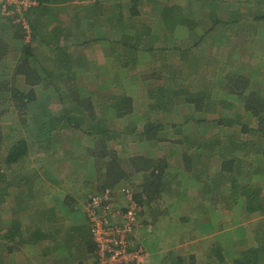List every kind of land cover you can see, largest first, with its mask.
<instances>
[{
  "label": "trees",
  "instance_id": "16d2710c",
  "mask_svg": "<svg viewBox=\"0 0 264 264\" xmlns=\"http://www.w3.org/2000/svg\"><path fill=\"white\" fill-rule=\"evenodd\" d=\"M55 1L37 0V6L25 13L30 27L29 40L19 23L1 13L0 5V98L9 104H0V121L4 120L2 115L5 112L12 111L15 114L12 118L14 121L7 125L14 130V136L6 139L0 133V239L3 241L0 243L3 249L0 263L24 264L17 258L16 252L33 247L40 252L41 264H51L55 262L53 248L56 251L59 244L62 246L58 253L61 258L59 262L62 264L71 254L73 259L76 257L77 254L73 255V252L79 249L80 244L81 256L95 255L89 227L87 236L76 223L78 219L72 212L78 198L63 199L45 205L44 208L33 204L37 193L31 182L38 171L28 170L27 167L30 156L34 155L32 146L37 151H42L45 156L60 150L66 156L67 151L62 145L59 146L56 138L64 133L72 135L78 130L93 144L87 145L80 156L86 158L87 163L94 161L98 164L96 168L99 180L95 190L87 195L105 188L128 187L142 210H148L155 219L161 213L168 214L166 208H158L161 207V202H157L163 198L170 178L177 179L176 174L179 171L183 170L191 175L201 187L202 182L209 187L213 180L218 179L213 185L219 188L227 184V209L228 213H232L229 214L228 221H233V228L236 227L239 231H221L220 227L215 226L217 231L211 235V245L203 262L200 263L192 254L187 264H264V227L255 232L242 222L246 213L264 210V86L259 87V84H255L239 70L226 72L218 82L225 91L220 94L241 100V106L238 107L240 117L234 119L229 114H221L215 118L204 119L203 116L214 112L216 107L207 91L194 92L190 90V85L182 83L188 78L193 79L190 75L185 74L171 80L165 79L161 71L156 70L131 79L129 68L134 66L137 59L136 50H143L138 47L148 48L152 51L151 55L156 49L151 43L149 47H145L147 41L144 39L146 42H143L141 39L153 38L150 27L143 33L136 29L135 34L130 37L124 35L120 43L125 46L126 57H116V62L110 66V71L113 66L115 71L108 78L99 81L100 70L92 69L91 60L82 54L88 38L72 39L70 29L60 28L58 22L54 27L34 22L35 15L44 13L46 6ZM131 1L133 10L145 0ZM198 1L200 8L197 10L174 2L170 4L169 0L162 4L160 2L158 10L161 17L163 16L165 28L171 33L175 26H184L190 34L195 32L194 40L198 44L203 37L217 34L214 37L221 38L224 44V35L216 29L218 25L238 24L241 18L236 16L241 15H237L236 8L233 7L238 0H195ZM243 1L264 4V0ZM224 6L229 7L231 13L235 14L230 19L219 18ZM259 18H264V13L256 17ZM197 27L200 28L195 31ZM11 29L14 30L13 36L6 35ZM212 61L218 62V59L214 57ZM84 76L90 79L85 81ZM257 77L255 75L256 79ZM18 79L23 82V89L14 86ZM126 79L130 85L123 84L122 81ZM88 82L92 83L95 90L90 88ZM138 85H142L144 89L145 99L142 104L148 116L141 114L140 121L136 124L138 119L129 128L128 123L119 128V120L126 122L128 117L134 115L133 99L137 95ZM251 85L258 86V89L250 87ZM38 89H46L51 94L43 99L44 103L37 102ZM180 105H189L194 113H202L201 119L200 115L194 120L185 115V120L180 123L167 120L166 114L170 107L176 111ZM150 113L157 114L158 118L151 117ZM193 121L199 125L197 133L184 132L182 126ZM69 142L71 149H68L75 152L77 145L74 135ZM129 143H141L145 148L135 149L131 153L126 147ZM4 148L6 149L2 151ZM84 169L85 167H80L77 171ZM132 175L138 180H131ZM94 181L86 179L84 183L89 185ZM177 185H182L181 180L177 181ZM199 194L201 196L200 190L197 193L195 189L190 193L188 202L181 203L177 200L173 207L189 211L200 204ZM153 202L158 205L153 207ZM63 205L70 207V210L62 212L60 209L56 213V207L61 208ZM68 212H72L74 218L70 219L66 214ZM207 213L210 221L206 224L211 221L218 222L226 215L214 207H210ZM212 213L214 216L210 215ZM22 214L28 217V221L34 214L31 217L33 221L47 220L50 222L49 231L39 228L31 230L32 227L21 217ZM190 214L189 212L188 216ZM197 216L194 219L196 224ZM181 219L182 222L187 220L186 217ZM201 222L197 224L199 230L208 231ZM57 223L59 226H55ZM58 227L63 231L64 238L60 237ZM67 233L73 234L66 237ZM48 240L54 244H45ZM50 253L52 258L44 260ZM166 260L162 257L158 264H165ZM175 260L176 264H185L181 255H177Z\"/></svg>",
  "mask_w": 264,
  "mask_h": 264
},
{
  "label": "rangeland",
  "instance_id": "374dc122",
  "mask_svg": "<svg viewBox=\"0 0 264 264\" xmlns=\"http://www.w3.org/2000/svg\"><path fill=\"white\" fill-rule=\"evenodd\" d=\"M177 3L180 6H185L187 3L189 5L194 7L195 4L197 6H200V2H195V0H177ZM240 6L243 9H247L249 7L250 11H246L249 13V17L252 18L256 13L259 15L258 6L246 4V3H239L235 5V8L238 9L237 15H240ZM243 9V10H244ZM236 13V11H235ZM244 13V12H243ZM55 15V14H54ZM235 14H232L229 7L222 8L221 13L219 15V18L222 20L230 19ZM55 17V16H54ZM245 22V31H247L248 36H245V32L243 31V38L240 39V36L242 35L240 32H237V29H229L227 30L226 36L228 37L227 44L221 43L220 39H216V37H210L203 43L202 48L205 51H208L211 49V53H218V62H214L211 60H205L201 63L211 65L209 68V74L208 70L206 74L196 76L195 79L188 78L187 80H184L183 84L190 85V90L194 92L199 91H207L209 93V97H211L212 102L215 104L216 110L214 112L206 113L203 117L204 119H211L215 118L216 116H219L221 114H229L231 118L239 119L240 115L238 112L241 106V100L237 97L229 98L225 97L220 94L222 92H225L223 88H220L218 85V82L220 78L225 75L226 72H231L235 70L241 71V73L245 74L249 77L251 81H253L255 84H259V87L264 86V19L255 23L251 20L244 21ZM220 26V25H219ZM251 28V31L249 30ZM218 30V29H216ZM221 32H224V27H221L219 29ZM219 31V32H220ZM226 31V30H225ZM218 32V31H217ZM6 34V32H5ZM14 34V30H9L6 35H12ZM5 35V36H6ZM186 36L189 38V40H194V35L190 34L187 30L181 33L180 37ZM247 38V43H243V40ZM241 43V44H240ZM244 44V45H243ZM243 45L242 49L240 46ZM237 48V49H236ZM232 49H236L234 54L236 57L232 56ZM87 53L90 55L89 50H87ZM94 61H90L92 63V69L95 71L100 70L99 81L102 78H108V76L111 75V72H114L113 67L110 71L109 68V75L106 74L105 70L102 69L105 67L107 62L104 61L103 55L100 53L96 54ZM104 61V62H103ZM110 63V62H109ZM99 64V66H98ZM101 65V66H100ZM102 69V70H101ZM200 72V71H199ZM255 75H257V79L255 78ZM83 77V76H82ZM260 78V79H259ZM90 78L87 76H84V80L88 81ZM98 79V78H97ZM132 79V78H131ZM185 79V78H184ZM97 80H95L96 82ZM128 79L123 80V84L125 86L130 85L128 84ZM259 83H258V82ZM94 82V83H95ZM22 81L18 79L15 81L14 86L23 89ZM89 83V82H88ZM93 83V84H94ZM90 84V83H89ZM92 84V83H91ZM90 84V88L93 90L95 87ZM181 83H179L180 86ZM178 85V83H177ZM250 87H255L258 89V86L251 85ZM95 90V89H94ZM50 94L48 90H41L38 89V103H44L43 99L47 97V95ZM51 95V94H50ZM145 95H144V89L142 85L137 86V95L133 99V108H134V115L128 117L126 119V122L120 121L118 122V127L121 128L122 126L129 124L128 128L131 127L132 122L137 120L135 124L140 121L141 114L146 117L148 116L146 112H144L143 104ZM3 98H0V104L3 103ZM9 105L7 102H4L2 106ZM235 105V106H234ZM238 108V109H237ZM151 117L158 118L157 114H149ZM187 115L189 118L197 119L198 115L199 119L202 117V113L198 114L197 112H193L191 110L190 106H183L176 109H173L172 106L170 107V111L166 114L167 120H174L176 123H180L185 120L184 116ZM15 116L12 111L5 112L4 115H2V118L4 120L0 121V124L2 127L0 128L1 135H4L6 139H9L14 136L15 132L14 130H11L8 124H11L12 118ZM18 117V116H17ZM1 118V115H0ZM159 118H161V115H159ZM17 119V118H16ZM182 129L184 132H195L199 130V125L195 123L194 121L192 123H185L184 126H182ZM74 135V139L76 140V150L75 152H70L71 145H70V137ZM70 133H64V135H59L56 138V142L59 143V146L62 145V147L67 151V155H64L63 150H60L58 152L52 153L49 156H45V154L42 151H37L35 146H32V149L34 150V155L30 156V163L28 170H35L38 171L36 175H34V180H32V185L36 188V193L34 200L32 203L38 204L40 207H45V205H51L52 203H56L61 200H66L69 198H78L76 199L75 204L73 206V211L78 219V225L81 226L82 231L85 232V235L88 236V226L87 221L85 219V216L83 214L84 212V206L83 201L85 199V196L95 190L96 184L98 182L99 178V172L97 171L95 162L87 163L86 158L83 159V156H80L81 153L86 149L87 145L91 143V140L84 136L81 132H78V130L75 131L74 134ZM169 135V134H168ZM170 135L174 136L172 132H170ZM169 135V136H170ZM204 135V133H202ZM200 140V139H199ZM80 141V143L78 142ZM53 145V144H52ZM91 146L93 144H90ZM127 149H130L133 153V151L140 150L145 148V145L141 144H135V143H129L127 146ZM70 148V149H68ZM6 148H4L2 151H4ZM4 154V153H3ZM2 154V155H3ZM1 155V156H2ZM121 156H123L121 154ZM124 157V156H123ZM85 167V169L81 172L77 171V168ZM133 177L131 180H138L137 177ZM190 177V178H189ZM177 179L170 178V181L168 182L167 189L163 195V198L158 202V204L161 202V207H158L159 209H167L169 210V214L161 213L160 216L157 218H153L151 213L149 211L142 210V213L140 215V221L144 224L140 228V237L145 245V247L148 249L150 253V259L149 264H158V261L160 258L165 257L166 263L165 264H176L175 257L177 255H181L184 259V263L187 264L189 262V256L195 255L198 259V261L201 263L204 260L206 252L209 250L211 245V237H207L208 231H200L197 226L193 228V230H189V228L186 226L187 224L191 227L193 225V219H188L189 212L186 211V209H180L177 207H173L174 200H178L181 203L188 202L190 200V193L195 191L196 181L192 176L188 175L186 172L179 171V174H176ZM87 180H95L94 183H91L89 185H85L84 182ZM182 182V185H177V181ZM213 180V179H211ZM187 183L188 187L184 186ZM214 181H218L214 180ZM212 181V185L214 183ZM225 188L227 187V184H224ZM223 185V190H221V197L217 198L215 201L211 199L213 202H208V198L204 201L205 206H215L214 203H216L217 207H220L226 211L227 209V195L228 192L226 190H229L227 187L226 190ZM263 186V185H262ZM210 187V185H209ZM195 188V189H193ZM264 191V186L262 187ZM215 190H218V187L214 186ZM178 190L181 191V195L178 196ZM199 190L201 192L202 196V190H204V186L200 187V189H196L197 193H199ZM224 192V193H223ZM223 193V194H222ZM208 195L210 193H207ZM264 194V192H263ZM200 197V194H199ZM203 202V201H201ZM230 204V202H228ZM157 204V205H158ZM64 207H56V213L61 209L62 212L65 210H70V207L63 205ZM200 208V205L198 207H195L193 211H196ZM71 213H66L68 217L71 219V217L74 218ZM260 212H254V213H246L244 215V218L242 219V222L247 225H251L253 230L256 232V230H260L264 227L263 221H252L257 218L256 216L260 215ZM33 214V213H32ZM224 214V213H223ZM223 216L226 219H223L215 222L213 225L216 227H220L221 229H226L224 231H229V229L234 230L236 233H238L239 230L233 228L235 226L233 221H228L230 216H228L227 213ZM35 215V214H34ZM33 215V216H34ZM211 216H214V213L210 214ZM31 215V217L33 218ZM21 217L29 222V226L32 227L31 230L34 229H41V230H48L50 222L47 220H36L33 221L30 217V220L28 221V217L25 215H21ZM180 217H186L188 220L187 222L182 223L181 220H179ZM210 217V216H209ZM72 218V219H73ZM69 219V220H70ZM210 221V219H209ZM58 222V221H57ZM74 222V221H73ZM204 222V220L202 221ZM212 222V221H211ZM55 223V222H53ZM52 223V224H53ZM211 224V223H210ZM227 224V225H226ZM148 225V226H145ZM194 225H196L194 223ZM54 226V225H53ZM55 226H59L57 223ZM231 226V227H229ZM248 226V225H247ZM251 226H249L251 228ZM260 226V227H259ZM259 227V228H258ZM56 228V227H54ZM60 229V227H58ZM64 228V226L62 227ZM251 228V229H252ZM205 229V228H204ZM195 231V232H194ZM69 233V232H68ZM66 237H71L73 233L68 234ZM60 237L64 238V233L60 229ZM196 240V241H195ZM71 241V240H70ZM53 242V241H52ZM0 243H3V241L0 239ZM21 247V246H20ZM41 247V245H40ZM62 247V246H60ZM60 247L55 251L54 250V257L55 262L51 264H62V262H59L61 260L58 253H60ZM22 248V247H21ZM74 249V248H73ZM5 250V249H4ZM38 250V249H37ZM35 250V248H30L29 250L27 248H24L21 251H18L17 257L20 261H23L24 264H41L42 261L40 257V252ZM75 250V249H74ZM3 253L2 246L0 244V254ZM63 253V252H62ZM76 255V259H78L76 262L73 261L71 255L68 256V259L70 262H65L64 264H95V260H88L90 257H83L82 255V248L77 249L76 252H73V255ZM28 255V256H27ZM90 256V255H89ZM152 256V259H151ZM27 257V258H26ZM51 259L52 254H48L44 260ZM172 259V260H171ZM1 264V263H0ZM50 264V263H48Z\"/></svg>",
  "mask_w": 264,
  "mask_h": 264
},
{
  "label": "crops",
  "instance_id": "0c3cea01",
  "mask_svg": "<svg viewBox=\"0 0 264 264\" xmlns=\"http://www.w3.org/2000/svg\"><path fill=\"white\" fill-rule=\"evenodd\" d=\"M160 2L161 4L165 3V0H150V1L145 0L140 6H137L136 9L134 8L132 10L133 2L131 0H56L55 2H51L46 6L47 10L44 13H39L35 15L34 22L46 23L47 26L49 25L52 27L56 25V22H58L59 23L58 26H60V28L70 29L73 36L72 39L75 40L77 38H81L85 40V38H88L87 40L88 44H86L82 48V54H84L86 58L88 60L90 59L91 61L95 60V57L97 56L96 54L100 53L101 55H103L104 61L110 62V63L107 62L105 67L102 68L105 70L107 75H109L110 66H112L116 62L115 61L116 57L119 58L126 57L124 56V53H126L125 46H123L120 43V41L123 40L124 35H128L130 37V35L132 36L135 34L136 29H139V32L143 33L149 27L151 29L150 34L153 36V38L141 37V39L143 40V42L147 41L145 47H149L151 43L152 47H155L156 49H154V54L151 55L152 51H149L148 48L137 46L139 49H143V50H136L135 56L137 57V59H135L134 66H130L129 68L131 78L140 76L145 73H149L153 71L155 72L156 70L161 71V74L165 79H171V80L172 79L174 80L178 77H182L185 74L190 75L193 79H195L196 76L206 74L207 70L209 74V68L211 67V65L209 66L207 64H202L203 66H201V63L207 59L212 61V58L214 57L216 58L218 56V53L217 52L211 53V49L205 51L202 48V45L203 43H205V41H207L208 38L218 35L213 33L215 34L214 36L212 34L207 37L205 36L202 38V41L198 44L195 43V40H189V38H187L186 36L180 37L181 33L186 30L184 26L177 25L175 26L174 30L171 31L170 33L165 28L166 24H164V20L162 19L163 16L161 17L159 13L160 10H158V4H160ZM173 2L177 3V0H169L168 3L173 4ZM237 2H238L237 4L246 3L249 4V6L250 5L258 6L259 15H257L256 13L252 18H250L249 13L246 12V11H250L249 7L247 9H244L243 7L244 9L243 10L240 6L241 16H236L238 18H241L238 24H233V25L230 24L228 26L218 25L217 27L218 30L216 31H218V33H222L225 37L224 45L227 44L228 42V37L226 36L225 33L227 32V30L237 29V32H240L242 34L240 36V39L242 40L243 31L245 32V36H248L247 31H245L244 21L249 22L251 20L252 22L257 23L264 19V18L256 19V17L261 16L264 13V4H261L259 2L257 4H254L251 2H244L243 0L241 1L238 0ZM187 5L188 3L185 6L184 5L183 6L188 7ZM192 6L189 7L193 8L194 10L200 8L199 6H197V4H195L194 7ZM224 8H226V6H224ZM138 11L139 13L137 14ZM235 11L236 13H238V10L235 9ZM221 27H224V32H221L219 30ZM198 28L200 27H197L195 31ZM249 30L252 33L251 28H249ZM193 35L195 36V32L193 33ZM198 38L199 36H197L196 39ZM220 40L221 43H223L221 38ZM243 43L244 44L247 43V38L243 40ZM243 45L241 46L239 45L241 49ZM236 49H232L233 57H236L234 55L236 54L235 53ZM87 50H89L90 55L87 53ZM183 106L188 107L189 105H180V107ZM182 172L184 173L185 171L182 170ZM187 184L189 185V183H187L186 181V184L184 186H187ZM194 185H196L194 186L196 189H199L198 187H201L199 186L200 185L199 183H196ZM201 185L204 186V190H202V196H200V201L203 202H200V204L193 206L191 210L187 211L191 213L188 216V219H193V222L195 223L194 219L196 218L197 214H199L197 216L198 217L197 224L198 222L204 220V222H201V224H204L206 226L209 233L206 236L209 238L212 237L211 235H213L217 230L215 228V225H213L215 222H211V224H206L209 221L208 219H210L209 215H207L208 214L207 212L210 207H214V209H216L217 205L216 203H214L215 206L208 205L206 207L204 201L208 198V202L212 203L213 201L211 199L215 201L217 198H220L221 190L223 191L222 189L223 186L219 187L218 190H215L214 189L215 185L212 186V183L210 184V187H208L207 184H205L204 182H202ZM207 193L210 194L208 195ZM175 201H177V199L174 200V202ZM157 203L153 202L152 206L153 207L157 206ZM199 205L200 208L196 211H193V208L198 207ZM216 210L218 211L221 210L222 213H228V211L221 209L220 207H218ZM263 211L255 210L250 212V213L260 212L259 213L260 215L255 217L257 219L252 221L264 222ZM169 213L170 212L168 210V214ZM229 214L232 215L231 212L228 213V216ZM181 218L182 217H180L179 220ZM226 218L227 216L223 219ZM187 220L182 222L181 224L187 222ZM194 223L190 224L193 225L191 227L188 224L186 225L189 228V230H193V228L197 226V224L195 223L196 225H194ZM247 225L251 226L249 224ZM221 226H220L221 231L226 230L224 228L221 229ZM57 240H61V239H57ZM44 243L47 245L54 244L51 240L45 241ZM59 246H61V244H59ZM74 246L76 247V245ZM80 247L81 244L80 246L78 245L79 249ZM27 249L29 250L30 247H28ZM17 254L18 251L16 252V256ZM93 257L91 256L88 260L94 261ZM77 260L78 259H76V257L73 259V261L75 262ZM68 261L70 262V260L67 258L66 262Z\"/></svg>",
  "mask_w": 264,
  "mask_h": 264
},
{
  "label": "built area",
  "instance_id": "2783aa9c",
  "mask_svg": "<svg viewBox=\"0 0 264 264\" xmlns=\"http://www.w3.org/2000/svg\"><path fill=\"white\" fill-rule=\"evenodd\" d=\"M37 0H0L1 13L19 23L29 40L25 13ZM97 264H149L150 253L141 237L142 206L128 187L105 188L83 201ZM148 226V225H145Z\"/></svg>",
  "mask_w": 264,
  "mask_h": 264
},
{
  "label": "clouds",
  "instance_id": "9594fccd",
  "mask_svg": "<svg viewBox=\"0 0 264 264\" xmlns=\"http://www.w3.org/2000/svg\"><path fill=\"white\" fill-rule=\"evenodd\" d=\"M93 256H94L95 264H97L98 262L96 261L95 255H93Z\"/></svg>",
  "mask_w": 264,
  "mask_h": 264
}]
</instances>
